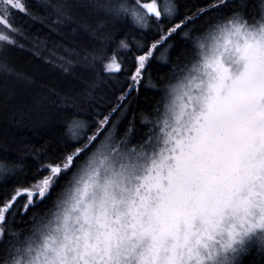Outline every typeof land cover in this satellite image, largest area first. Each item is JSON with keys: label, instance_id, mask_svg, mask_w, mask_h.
I'll return each instance as SVG.
<instances>
[{"label": "snow or ice", "instance_id": "obj_1", "mask_svg": "<svg viewBox=\"0 0 264 264\" xmlns=\"http://www.w3.org/2000/svg\"><path fill=\"white\" fill-rule=\"evenodd\" d=\"M47 7L62 22L65 6ZM80 7L101 27L130 22L141 30L155 26L158 36L126 33L115 47L85 54L95 76L77 97L38 99L70 112L67 132L63 145L26 149L39 164L31 181L20 178L23 164L0 161V182L13 185L0 198V238L11 237L0 264H242L253 246L264 251V5L259 18H247L233 0H208L182 17L174 0H91ZM19 15L38 19L28 0H0L5 80L24 79L9 59L25 38ZM197 20L203 23L195 26ZM178 34L187 46L171 60L172 45H164ZM155 59L170 62L159 87L148 71ZM120 74L126 80L115 105L106 115L95 112L102 119L80 143L91 117L81 118L77 99L94 101L100 79ZM146 79L159 98L150 113H140L145 131L137 132L134 115L117 138L111 117L125 114V101ZM57 185L51 205L33 211ZM18 214L29 216L23 238L11 226Z\"/></svg>", "mask_w": 264, "mask_h": 264}, {"label": "trees", "instance_id": "obj_2", "mask_svg": "<svg viewBox=\"0 0 264 264\" xmlns=\"http://www.w3.org/2000/svg\"><path fill=\"white\" fill-rule=\"evenodd\" d=\"M91 0H28L32 13L38 19L19 15L17 23L23 28L25 38L19 40V45L12 49L9 59L15 69L24 79L5 80L0 77V161L24 165V171L20 178L31 181L33 174L39 167L35 163V153L26 149H35L39 152L47 145H63L67 132L66 121L70 112L58 110L55 107L37 103L41 96L56 93L60 96L77 97L82 82L95 76L94 72L86 70L82 57L91 54L105 45L115 47L126 33L135 35L137 40L141 36H147L149 41L158 36L155 26L150 29L141 30L130 22L106 21L100 26L91 13L80 7L81 4ZM177 7V15H191L199 7H204L208 0H174ZM235 4L242 6L241 10L247 18H259L261 6L264 0H233ZM47 5L65 6V17L58 22L55 11ZM163 24L164 21L162 20ZM202 20H197L195 26H200ZM193 25H189V28ZM188 31V29H185ZM112 33V41L108 42L107 35ZM143 42V41H142ZM169 48L171 60H175L177 54L187 46L183 34L174 36L165 48ZM162 48L160 51H163ZM159 52L156 54L159 57ZM71 62L69 65L68 62ZM67 69V71L65 70ZM151 74L152 83L159 87V78L167 77L170 72V62L165 63L160 59L151 62L148 69ZM126 80L125 74L115 78L102 77L99 81V90L94 101L87 98L77 99L76 110L85 115L81 118L89 119V129L86 131L83 143L88 135L95 131L94 121L102 119L96 117L95 112L107 114L115 105L116 97L120 95V87ZM142 86L138 92L133 91L129 97L128 110L123 116L119 112L111 117L117 123L116 136H122L128 128V121L137 117L135 127L138 133L145 131V126L140 123V113H150L159 98L157 89ZM90 103L93 104L90 107ZM111 128V124L107 126ZM106 135L107 132L105 131ZM103 139V136L100 137ZM138 136H134L132 142H136ZM98 142V141H97ZM70 150V148H69ZM12 182L7 184L0 182V198L6 190L12 187ZM61 185H57L47 201L41 202L39 208L33 211L45 210L55 199L56 193L60 191ZM30 215V214H29ZM29 216L16 215L11 219L14 231L21 232V238L30 227ZM10 236L0 238V257L3 256L5 241ZM242 264H264V251L257 247L253 248L243 257Z\"/></svg>", "mask_w": 264, "mask_h": 264}, {"label": "rangeland", "instance_id": "obj_3", "mask_svg": "<svg viewBox=\"0 0 264 264\" xmlns=\"http://www.w3.org/2000/svg\"><path fill=\"white\" fill-rule=\"evenodd\" d=\"M118 122H119V120H118ZM118 122H117V123H118ZM117 123H116V129H117V127H118V126H117V125H118ZM110 129H111V128H110ZM110 129H109V130H110ZM116 129H115V132H116ZM133 143H135V142H133Z\"/></svg>", "mask_w": 264, "mask_h": 264}]
</instances>
